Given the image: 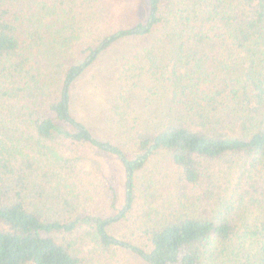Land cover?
I'll return each instance as SVG.
<instances>
[{
    "label": "trees",
    "instance_id": "trees-1",
    "mask_svg": "<svg viewBox=\"0 0 264 264\" xmlns=\"http://www.w3.org/2000/svg\"><path fill=\"white\" fill-rule=\"evenodd\" d=\"M119 13L113 0H0V264H79L56 236L81 224L146 264H264V0H148L132 26ZM121 39L141 41L168 107L111 142L72 115L71 85ZM75 145L121 163L116 214L65 217ZM160 152L178 197L141 227L144 243L112 235Z\"/></svg>",
    "mask_w": 264,
    "mask_h": 264
},
{
    "label": "rangeland",
    "instance_id": "rangeland-1",
    "mask_svg": "<svg viewBox=\"0 0 264 264\" xmlns=\"http://www.w3.org/2000/svg\"><path fill=\"white\" fill-rule=\"evenodd\" d=\"M113 1L120 11V25L132 26L146 21L148 0ZM140 46V40L117 41L104 50L71 85L72 115L83 121L98 138L113 142L112 134L118 132L120 135L121 130L125 133L132 122L139 129L136 121L141 123L145 117L165 112L168 107L169 94L164 95L162 88L148 75V61ZM158 88L163 94H157ZM120 122L123 124L120 125ZM125 150L130 155L133 146L126 144ZM63 152L72 158L69 164L72 174L68 180L72 191L63 187V194L69 193L71 197V204L65 206V217H107L116 214L124 202V170L121 163L115 157L99 154L84 146H71ZM178 175L168 153H158L137 175L134 208L110 227V233L121 239L144 243L139 230L146 224H152L154 218L158 220L159 216L167 214L170 203L178 197ZM112 187L117 194L114 206ZM148 212L151 219L146 217ZM56 238L58 242L70 246L80 259L79 264H146L123 249H104L85 224L79 225L72 234H57Z\"/></svg>",
    "mask_w": 264,
    "mask_h": 264
}]
</instances>
